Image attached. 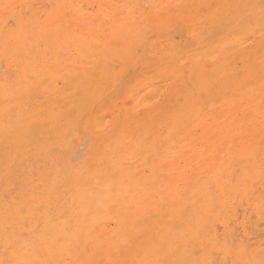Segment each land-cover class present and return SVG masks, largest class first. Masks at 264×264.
<instances>
[{
    "label": "bare ground",
    "instance_id": "1",
    "mask_svg": "<svg viewBox=\"0 0 264 264\" xmlns=\"http://www.w3.org/2000/svg\"><path fill=\"white\" fill-rule=\"evenodd\" d=\"M0 264H264V0H0Z\"/></svg>",
    "mask_w": 264,
    "mask_h": 264
},
{
    "label": "rangeland",
    "instance_id": "2",
    "mask_svg": "<svg viewBox=\"0 0 264 264\" xmlns=\"http://www.w3.org/2000/svg\"><path fill=\"white\" fill-rule=\"evenodd\" d=\"M83 150V149H82Z\"/></svg>",
    "mask_w": 264,
    "mask_h": 264
}]
</instances>
